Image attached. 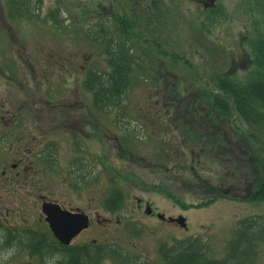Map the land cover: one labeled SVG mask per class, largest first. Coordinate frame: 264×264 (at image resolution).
Masks as SVG:
<instances>
[{"label":"rangeland","instance_id":"374dc122","mask_svg":"<svg viewBox=\"0 0 264 264\" xmlns=\"http://www.w3.org/2000/svg\"><path fill=\"white\" fill-rule=\"evenodd\" d=\"M123 16L140 35L133 47L143 63L136 62L122 104L100 111L85 71L110 70L106 43L96 37L103 21L115 33ZM258 46L264 48V0H217L213 9L193 0H41L19 20L0 0V172L8 157L20 160L31 181L23 189L16 181L7 190L0 186V213L8 212L10 223L13 213L24 216L44 231L42 195L108 214L107 234L95 222L88 233L107 240L130 264H167L160 244L189 236L203 241L207 257L223 258L237 223L264 216V201L246 198L264 177V123L250 128L235 113L221 116L203 94L218 80L240 86L263 79ZM68 104L72 109L59 108ZM71 120L77 122L63 124ZM5 134L29 141H6ZM201 181L224 197L199 207L211 198ZM113 187L123 205L107 213L103 199ZM144 202L153 216L144 213ZM155 213L181 215L186 227ZM24 260L44 264L0 253V264ZM105 264L122 261L109 253ZM249 264H264V242Z\"/></svg>","mask_w":264,"mask_h":264},{"label":"trees","instance_id":"16d2710c","mask_svg":"<svg viewBox=\"0 0 264 264\" xmlns=\"http://www.w3.org/2000/svg\"><path fill=\"white\" fill-rule=\"evenodd\" d=\"M9 9V17L16 20L22 16H30L39 8L41 0H4ZM154 5V4H153ZM146 10L143 12L145 14ZM59 13V11H58ZM127 15V14H125ZM108 22L109 18L104 19ZM118 28L116 32H110L109 27L100 24L101 34L96 38L106 43L103 52L106 55V62L110 68L108 72L85 71V85L92 91L93 105L101 110H112L122 104L123 97L132 81V76L137 61L143 63V56L139 57L133 47V40L140 38L136 27L131 19L123 16L117 20ZM89 34H87V37ZM130 43V44H129ZM259 48V57H264V48ZM144 54V53H143ZM264 76V74H263ZM214 87V86H213ZM203 94V93H202ZM211 105L219 112L221 116L232 117L235 113L239 119L248 125V127H258L264 123V77L260 80H250L247 84L237 85L231 80H218L216 87L210 88L207 94H203ZM52 152L47 151L46 155L52 158ZM43 156V157H44ZM80 171V170H79ZM75 180H82L74 172ZM203 191L211 193V198L203 201L200 206L211 204L219 197V190L207 181H201ZM77 186V182L73 183ZM168 198L173 199L170 195ZM247 200L264 201V177L255 185L252 193L246 194ZM234 199H237L234 197ZM123 205V196L120 189H113L103 199V206L113 213L118 211ZM135 229V233L137 234ZM1 235V234H0ZM39 235L30 232L29 241L31 250L36 246ZM3 241V247H0V253L7 252L6 236ZM46 239L42 242V247L36 251L33 256L40 262L49 264L55 260L54 249L45 247ZM264 242V216L249 217L240 220L229 242L227 251L223 258L213 259L207 257L205 244L195 236L185 237L174 241L172 244L162 243L159 246V254L167 264H249L257 254V248ZM44 245V247H43ZM45 252L51 253H43ZM50 251V252H49ZM94 252H92L93 254ZM109 253L115 256L122 264H130L129 258L125 257L113 246H109ZM50 261V262H48ZM68 264H85L82 256L65 260ZM56 264V263H55ZM136 264V263H134Z\"/></svg>","mask_w":264,"mask_h":264},{"label":"flooded vegetation","instance_id":"af4514ba","mask_svg":"<svg viewBox=\"0 0 264 264\" xmlns=\"http://www.w3.org/2000/svg\"><path fill=\"white\" fill-rule=\"evenodd\" d=\"M205 1L206 3H208V0H205ZM203 3L204 2H199L197 4L203 6ZM55 100L56 102H58V104H62L59 98H56ZM62 105L59 108L72 109V106L69 104L64 107H62ZM76 122L77 121L71 120L65 123L63 122V124L72 126V124ZM4 125L6 126L5 129L7 128V131H8L12 126V122L10 123L7 121L6 123H4ZM5 135L7 136L6 141H29L28 138L25 136H17L14 139L12 137V134H8V135L5 134ZM77 143L80 144L79 141H77ZM10 146H12L11 143H10ZM9 153H12V147L9 148ZM2 168L3 169H1V172H0V179H3V181L1 182L0 186L2 185L6 190L9 189L7 185L9 184L15 185L14 181H16V183H18L20 186L24 184L22 189L31 185V181L28 179V175H27L28 173H30L28 171V166H26L25 163H22V161L20 160L15 161L13 158L9 159L8 157V159L4 161V165ZM8 171L10 172L9 176L7 173ZM19 181L21 183H19ZM10 188H13V187L11 186ZM9 195L12 196L13 191L10 192ZM38 200L40 201L39 202L40 203V214H39L40 218L39 219H40L41 224H43L44 227H46V230L44 231L38 230L37 228L29 225V223L26 221L24 216H21L18 219H14V216H13L14 213H13L12 218H11V223H10V222H7V217L9 216L8 212H6L5 214L0 213V234H1L0 235V247H3V244H4L3 241H5V238H2L4 234V236H6V247H7L6 253L7 254H9L10 256H17L20 254L25 259L35 254L37 256L36 251H38V249L42 247V242L44 241V238H45L46 239L45 247L48 248V250L49 249L56 250V252H53L54 256L56 257L55 260L53 261V264L55 263L56 264H68L65 262V260L68 261L69 258L72 259V258H77L80 256H82L85 264H105V262H108L109 242L107 240L106 241L104 240L101 242L98 239L93 238L91 234L88 233L91 226H93L95 222L99 227L102 228L103 231H106V234H107L109 231L107 227L110 225V222H111V218L108 214L105 216H100V214L97 212L96 209L91 210L93 207H88L84 210H82L81 208L80 209L71 208L62 203L49 200L42 195L38 197ZM44 202L57 204L58 206H60L62 210H67L73 213L85 214L88 218L87 227L81 230L75 237H73L68 245L61 244L58 240H56L52 236L48 228V225L45 221V217L41 213V205ZM136 203H137L136 206L139 209L142 201L138 199L136 200ZM147 203L148 202H144V209ZM107 213L109 212L107 211ZM158 214H162L163 219H159L157 217ZM148 215L153 216L154 215L153 211H151L150 214ZM155 216L158 220L164 223H167V224L172 223L168 221L170 216H166L163 213H155ZM1 218L4 220V222ZM174 224L175 223H172V225ZM30 232H34L39 235L38 237L39 239L37 240L36 246L33 248L34 250H31V247H30V241H29ZM34 252L35 254H32ZM92 252L94 253L92 254ZM43 253L51 254V253L45 252V250H43ZM22 264H26V261L24 260Z\"/></svg>","mask_w":264,"mask_h":264},{"label":"water","instance_id":"95a60500","mask_svg":"<svg viewBox=\"0 0 264 264\" xmlns=\"http://www.w3.org/2000/svg\"><path fill=\"white\" fill-rule=\"evenodd\" d=\"M194 1L201 2L199 0ZM215 1L216 0H208V4L203 1V7L207 8L208 6H214ZM41 212L45 216V221L48 224L52 235L64 245H68L71 239L88 225V218L85 214L62 210L60 206L54 203L44 202L41 205ZM144 212L147 215L151 212L148 203ZM157 217L163 219L162 214H158ZM168 221L177 223L180 227H186L185 218L182 216L169 218Z\"/></svg>","mask_w":264,"mask_h":264}]
</instances>
